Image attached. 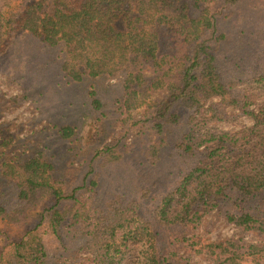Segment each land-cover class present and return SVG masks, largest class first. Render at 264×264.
Masks as SVG:
<instances>
[{
	"label": "trees",
	"instance_id": "16d2710c",
	"mask_svg": "<svg viewBox=\"0 0 264 264\" xmlns=\"http://www.w3.org/2000/svg\"><path fill=\"white\" fill-rule=\"evenodd\" d=\"M13 1L0 0V57L23 31L58 47L59 69L69 82H88L96 106V88L117 80L125 111L142 107V126L147 124L160 141L168 125H185L178 146L190 163L153 213L143 217L118 200L104 204L93 195L98 178L89 164L80 184L71 188L55 181L37 158L24 161L15 205L0 202V218L22 226L17 234L0 229V264H48L46 238L63 245L67 230L77 235L84 264H130L132 259L136 264H194L178 257L179 244L205 255L207 264H264V246L241 238L201 243L184 236L228 191L245 197L264 192V104L248 110L250 93L235 89L245 76H224L216 57L221 34L213 0H19L11 8ZM241 1L225 0L233 6ZM261 72L244 82L254 92H264ZM220 103L241 109L253 126L199 135L219 119ZM59 131L73 134L68 126ZM160 141L155 140V148ZM9 142L1 140L0 149ZM227 220L241 233L264 238V208L227 214Z\"/></svg>",
	"mask_w": 264,
	"mask_h": 264
},
{
	"label": "rangeland",
	"instance_id": "374dc122",
	"mask_svg": "<svg viewBox=\"0 0 264 264\" xmlns=\"http://www.w3.org/2000/svg\"><path fill=\"white\" fill-rule=\"evenodd\" d=\"M213 2L212 13L221 34L216 57L221 59L228 80L245 76L236 82L235 89L250 93L246 99L250 103L248 110L257 109L264 104V92H254L253 85L244 82L256 71L264 72V0H243L234 6L225 0ZM18 3L19 0L11 2V8ZM59 51L23 31L14 36L0 57V141H10L0 149V202L8 208L15 205L13 197L24 177L20 164L37 158L55 181H66L71 188L80 184L89 164L98 178L93 195L101 197L104 204L118 200L148 217L160 197L177 181V173L190 163L189 156L178 146L186 132L185 125H168L164 140L160 141L147 124L142 126V107L125 111L117 80L105 81L96 88L100 101V106H96L89 83L69 82L59 69ZM217 106L219 119L201 128L199 135L221 130L236 132L253 126L254 120L241 109L225 103ZM66 126L73 129L70 137L60 134L59 130ZM155 140L160 141L157 149ZM114 157L115 161H111ZM92 174H88L89 179ZM39 207L30 209V215ZM263 208L264 192L245 197L228 191L184 236H194L201 243L241 238L246 244L264 246L262 235L241 233L227 220V214ZM0 229L17 234L22 226L0 218ZM64 235L63 245L51 236L46 238L48 264H84L85 254L78 250L77 235L70 230ZM179 245L175 251L178 257L207 264L205 255ZM136 262L132 259L130 264Z\"/></svg>",
	"mask_w": 264,
	"mask_h": 264
}]
</instances>
